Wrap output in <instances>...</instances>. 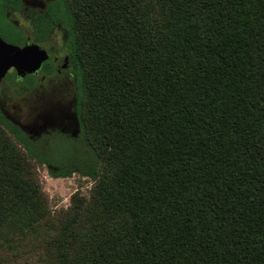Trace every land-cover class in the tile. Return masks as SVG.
Returning <instances> with one entry per match:
<instances>
[{
	"label": "trees",
	"instance_id": "obj_1",
	"mask_svg": "<svg viewBox=\"0 0 264 264\" xmlns=\"http://www.w3.org/2000/svg\"><path fill=\"white\" fill-rule=\"evenodd\" d=\"M78 140L0 114V264H264V0H57ZM91 181L51 211L39 167Z\"/></svg>",
	"mask_w": 264,
	"mask_h": 264
},
{
	"label": "flooded vegetation",
	"instance_id": "obj_2",
	"mask_svg": "<svg viewBox=\"0 0 264 264\" xmlns=\"http://www.w3.org/2000/svg\"><path fill=\"white\" fill-rule=\"evenodd\" d=\"M56 1L0 0V39L19 48L36 45L47 55L37 71L21 76L11 68L0 79V114L35 142L56 131L73 133L80 126L76 68L69 32L62 22L53 19ZM19 85L29 98L15 105L7 93L10 87ZM48 85L54 88L48 90ZM7 89L9 92H5Z\"/></svg>",
	"mask_w": 264,
	"mask_h": 264
},
{
	"label": "rangeland",
	"instance_id": "obj_3",
	"mask_svg": "<svg viewBox=\"0 0 264 264\" xmlns=\"http://www.w3.org/2000/svg\"><path fill=\"white\" fill-rule=\"evenodd\" d=\"M66 86L69 88L71 85L70 83H66ZM52 88H54L53 85L49 86L48 90H51ZM6 91L9 92V89L5 90V92ZM7 94L10 101L15 105L21 104L24 99L29 98L28 95L24 93L23 85L10 87V92ZM25 129L28 130L24 126V130ZM78 133L79 130L77 129H75L73 133L56 131L49 136L42 137L40 141L37 142H39V145L45 144L49 148L61 152L63 150L61 144L70 140H78ZM55 172L56 169L48 165H42L39 167L42 186L49 196V208L51 211L67 208L70 204L71 196L76 192L84 195L89 193L91 181L88 178L82 177L76 173L67 177H57Z\"/></svg>",
	"mask_w": 264,
	"mask_h": 264
},
{
	"label": "water",
	"instance_id": "obj_4",
	"mask_svg": "<svg viewBox=\"0 0 264 264\" xmlns=\"http://www.w3.org/2000/svg\"><path fill=\"white\" fill-rule=\"evenodd\" d=\"M47 55L36 45L19 48L0 39V79L11 68L23 76L37 71Z\"/></svg>",
	"mask_w": 264,
	"mask_h": 264
}]
</instances>
